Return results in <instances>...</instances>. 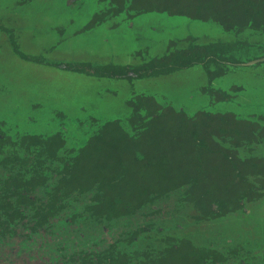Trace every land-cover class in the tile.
Wrapping results in <instances>:
<instances>
[{"label":"flooded vegetation","instance_id":"flooded-vegetation-1","mask_svg":"<svg viewBox=\"0 0 264 264\" xmlns=\"http://www.w3.org/2000/svg\"><path fill=\"white\" fill-rule=\"evenodd\" d=\"M16 1L15 8L30 0ZM129 1L99 0L105 5L104 11L92 15L83 28L70 22L72 34L58 23L59 27L53 30L57 33L55 44L61 41L62 46L64 42L72 41L79 32L105 21L107 16L122 17L126 31L130 33L143 32L144 37L139 38L142 44L144 40H150L149 32L161 40L152 27L163 20L159 16L166 15L179 17L176 22L177 27L183 28L184 45L177 48L178 41L167 37L165 43L169 41V45L167 43L168 47L159 55L142 59L147 49H137L139 51L133 57L137 59L135 64H99L95 59H60L53 64L56 68L79 73L89 79L125 82L131 97L124 101L123 111L113 119L100 120L85 117L83 113H78L75 118L57 113L56 122L46 119L37 124L36 129H24L0 118V264H264V234L259 236L262 242L236 241L237 244L223 249L217 245L214 247L212 241L196 240L198 237L194 233L197 231L193 229L195 225L215 223L216 233H220L218 228L227 230L223 223L217 226V221L223 222L239 213L248 214L247 205L257 206L264 198V161L258 160L264 158V114L254 118L215 112L213 107L216 104L230 103L232 98L229 93L210 86L223 68L257 74L261 70L264 72V14L257 29L251 24L239 28L238 23L232 22L233 29L227 30L223 28V19L193 18L192 13L185 12L173 2L165 4L168 5L167 13L158 4ZM80 2L82 4L83 1L65 0V6L80 5ZM146 14H151L153 20L148 21L151 17ZM191 23L197 27H213L215 32L206 29L212 37L218 35L217 39L195 44L189 32L192 29L183 27ZM193 30L197 31L195 27ZM8 32L14 38L13 27ZM225 36L232 40L223 42ZM13 51L23 57L16 46H13ZM23 59L33 64L53 63L29 55ZM149 67L162 71L170 69L171 72L156 77L140 76L143 69ZM196 71L205 81L187 94L191 92L193 97L199 94V98L191 102L203 103V107H192L187 97L186 105H177L173 100L160 104L153 95L133 92L132 86L141 80H160L175 73ZM260 79L264 81V78ZM239 87L241 90H237V94L243 88ZM169 110L176 112L177 120L199 118V123L204 124L201 119L207 115L210 118L225 116L229 122L231 130L198 135L197 142L202 145L217 144L210 148L208 155L203 154L200 148L197 156L200 162L190 165L193 170L199 168L197 172L189 170L190 161L178 156L169 157L163 164L174 165L173 171H180L175 177H165L154 171L151 179H143L139 173L134 183L136 187L141 185L140 188L132 190L126 200L128 203L124 201L111 208L103 205L106 194L98 192L95 182L71 180V183L67 181L63 188L60 187L69 179L63 164L75 157L87 142L100 138L105 140L120 130L135 136L137 128L158 124L152 133L160 138L161 143L165 137L160 134L163 120L158 115ZM201 113L204 114L201 118L195 117ZM154 118L158 121L154 122ZM27 124L33 123L26 119ZM170 133L173 139L182 136ZM186 134L174 141L188 144L190 138ZM115 153L110 154L106 167L113 166L111 162L118 154ZM26 170H34L45 178L42 184L27 190L26 199H22L21 194L17 196L4 183L26 180ZM208 175L212 179H206ZM147 186L149 191L145 189ZM184 219H189L193 225L191 232L183 231L187 226ZM170 227L188 234L178 237L174 232L168 233ZM262 228L256 230L261 232ZM232 230L237 231L234 226ZM258 232H253L255 239H258ZM217 238L220 239L219 234Z\"/></svg>","mask_w":264,"mask_h":264},{"label":"rangeland","instance_id":"rangeland-1","mask_svg":"<svg viewBox=\"0 0 264 264\" xmlns=\"http://www.w3.org/2000/svg\"><path fill=\"white\" fill-rule=\"evenodd\" d=\"M82 1L80 5L66 7L65 0H30L21 7L15 8L18 1L0 0V118L2 120L12 126L36 129L37 124L40 125L46 119L56 122L57 113L75 118L78 113H83L85 117L113 119L123 111L124 101L131 97V94L128 95V85L125 82L89 79L82 74L56 68L53 64L60 59L90 61L95 59L99 64H135L137 59L133 57L139 51L137 49H147L142 59L146 56L159 55L169 45V41L165 43L167 37H172L170 38L172 41H178L177 48L184 45L185 34L181 33L183 28L177 27L176 22L179 17L166 15L159 16L163 20L156 22V27H152L157 31L158 37L162 38L161 40H157V37L149 32L150 40L147 42L144 40L142 44L139 38L144 37L143 32L130 33L126 31L122 17L107 16L105 21L96 23L82 33L79 32L72 41L68 40V43L64 42L62 46L61 41L55 44L57 33L53 30L59 27L58 23L72 34L73 25L70 22L83 28L92 15L104 11L105 5L99 0ZM146 16L152 15L146 14ZM153 18L148 21H152ZM138 26L141 27L140 23ZM193 26L197 31L193 30ZM193 26L191 23L184 24L183 27L192 29L189 32L195 44L210 43L218 37V35L216 37L210 35L209 31L215 32V29L209 25L208 27L207 25L197 27L196 24ZM10 27H13L14 38L9 35ZM178 30H180L179 34H177ZM228 40L232 38L225 36L223 42ZM13 46H16L18 53L23 57L13 51ZM132 50H134L133 56ZM26 55L53 63L26 62L23 59ZM219 75L210 82L211 88L229 93L232 100L227 104H216L213 107L215 112H231L242 117L254 118L264 114V81L260 79L264 78L262 70L257 74L248 70L244 72L240 69L223 68ZM204 81L198 71L189 74L175 73L160 80H141L132 88H134L133 92L153 95L160 104L171 103L173 100L177 105H186L187 97L188 104L198 108L203 107V103L191 101L198 99L200 95L193 97L191 92L187 93L198 89ZM240 85L243 88L237 94L236 91L241 90ZM26 119L33 124L26 125ZM256 205L252 207L247 205L248 214L239 213L238 218L235 216L228 217L223 222L217 221V226L218 223H223L227 228V230L218 228L220 233L215 232L217 230L215 223L195 225L196 229L190 224L189 219H184L187 226L183 231L191 232L193 227L197 231L194 233L198 237L196 240L212 241L214 247L220 246L223 249L237 244L236 241H263L259 236L264 234V198ZM233 226L237 231L232 230ZM260 227L263 228L258 232L256 228ZM183 231L174 230L172 227L168 229V233L174 232L178 237L188 234ZM253 232H258V239L253 237ZM218 234L220 239L217 238Z\"/></svg>","mask_w":264,"mask_h":264},{"label":"trees","instance_id":"trees-1","mask_svg":"<svg viewBox=\"0 0 264 264\" xmlns=\"http://www.w3.org/2000/svg\"><path fill=\"white\" fill-rule=\"evenodd\" d=\"M149 4H158L157 6L165 8L173 2L177 4L182 10L192 13L193 18H221L224 29H233L232 22L238 23V27H246L251 24L254 29H257L260 18L264 14V0H141ZM129 3L130 1L127 0ZM168 5H165L167 4ZM156 6V5H155ZM153 8V7H152ZM150 9V8H149ZM147 9V10H149ZM162 10V9H161ZM180 11V9H179ZM205 16V17H204ZM264 22V21H263ZM170 69L158 70L156 68L143 69L140 76L156 77L169 74ZM176 112L164 111L158 116L163 120V126L160 134H164V139L160 143V138L155 136L152 132L154 126H147L136 129L135 136L124 133L122 130L111 134L110 138L105 140H94L91 143L87 142L82 146L76 156L63 164L64 172L69 179L64 181L60 187L71 180H77L79 183L85 180H90L98 184V192L103 191L105 195L104 206L111 208L124 201L128 203L132 190L140 188L141 185L135 186L134 178L142 173L143 179H149L152 172L158 171L165 177H175L180 171H173L174 165L163 164L169 157L178 156L183 160L190 161L188 165L191 172H197L198 169L193 170L190 165L193 162H200L197 156L200 155V148L203 154H207L212 146L217 143L211 142L203 144L199 140L198 135L228 131L231 130L229 122L224 116H215L210 118L207 115L199 114L195 117L203 116L201 120L204 124L199 123V118L195 120L184 119L177 120L175 118ZM194 117V118H195ZM154 122L158 121L156 118ZM117 128V127H116ZM118 129V128H117ZM172 131L176 135H182L176 139L172 138L170 133ZM184 133L190 138L188 144L184 145L182 142H176L183 137ZM224 135V134H223ZM89 144V145H88ZM160 148L161 150H155ZM173 148V149H168ZM116 152L115 161L111 162L113 166H107L110 154ZM211 155H214L212 153ZM259 161H264V158H258ZM107 168V169H106ZM226 172V171H224ZM28 178L26 180H13L12 182L5 181V186L22 199L25 194L34 189L36 186L43 183V176L37 174L34 170H26ZM217 177L218 175L215 174ZM122 176V177H121ZM181 176V175H180ZM151 179V178H150ZM206 179H212L210 175ZM144 182V181H143ZM150 182V181H149ZM84 185H82L83 187ZM148 191L150 187H145ZM28 190V191H27ZM27 191V192H26ZM111 195V197L109 196ZM99 194L97 193L96 198ZM6 198V196L4 197Z\"/></svg>","mask_w":264,"mask_h":264}]
</instances>
